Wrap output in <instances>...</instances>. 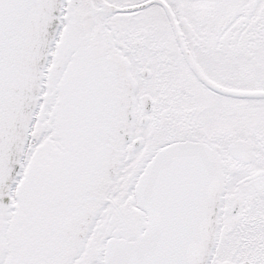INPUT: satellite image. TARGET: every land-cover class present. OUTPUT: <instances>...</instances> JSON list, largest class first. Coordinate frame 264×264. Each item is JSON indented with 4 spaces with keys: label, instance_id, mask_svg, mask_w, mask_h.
Masks as SVG:
<instances>
[{
    "label": "snow or ice",
    "instance_id": "1",
    "mask_svg": "<svg viewBox=\"0 0 264 264\" xmlns=\"http://www.w3.org/2000/svg\"><path fill=\"white\" fill-rule=\"evenodd\" d=\"M0 264H264V0H0Z\"/></svg>",
    "mask_w": 264,
    "mask_h": 264
}]
</instances>
